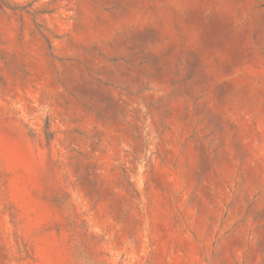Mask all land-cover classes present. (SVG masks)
Returning a JSON list of instances; mask_svg holds the SVG:
<instances>
[{"label":"rangeland","instance_id":"1","mask_svg":"<svg viewBox=\"0 0 264 264\" xmlns=\"http://www.w3.org/2000/svg\"><path fill=\"white\" fill-rule=\"evenodd\" d=\"M0 264H264V0H0Z\"/></svg>","mask_w":264,"mask_h":264}]
</instances>
